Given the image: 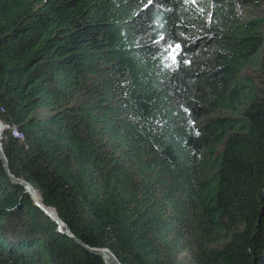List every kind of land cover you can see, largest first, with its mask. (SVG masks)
<instances>
[{"label": "trees", "instance_id": "1", "mask_svg": "<svg viewBox=\"0 0 264 264\" xmlns=\"http://www.w3.org/2000/svg\"><path fill=\"white\" fill-rule=\"evenodd\" d=\"M237 10L0 0L9 170L84 245L121 264H264V75H243L257 58L264 73V15ZM0 264L107 263L0 160Z\"/></svg>", "mask_w": 264, "mask_h": 264}, {"label": "water", "instance_id": "2", "mask_svg": "<svg viewBox=\"0 0 264 264\" xmlns=\"http://www.w3.org/2000/svg\"><path fill=\"white\" fill-rule=\"evenodd\" d=\"M0 123L3 126V132L1 135V139H0V160L3 162V166L7 172V174L10 177V180L12 181V183L15 186H19L22 187L25 190V193L28 194L35 207H37L40 211H42L50 220H52L57 226H58V231L61 233H64L65 235L75 239L80 245H82L85 249H87L90 253L97 255V256H101L105 262L107 264H121L118 259L116 258V256L109 250L107 249H96V248H91L89 246L84 245L80 240H78L77 238H75L73 236V234L71 233V231L69 230V228L67 227V225L60 219L57 211L47 205H45V203L43 202L42 196L40 194V198L41 201L40 203L37 202L36 198L32 195L31 190L32 188H34L30 183H28L27 181H25L24 179H20V178H16L14 177L8 167V161L7 158L5 156V153L3 151V145H2V137H3V133L5 132V130L7 129V127L0 121ZM35 189V188H34ZM52 210H54L56 213H52ZM107 253H109L110 255H112L114 262H111L107 259L106 255Z\"/></svg>", "mask_w": 264, "mask_h": 264}, {"label": "rangeland", "instance_id": "3", "mask_svg": "<svg viewBox=\"0 0 264 264\" xmlns=\"http://www.w3.org/2000/svg\"><path fill=\"white\" fill-rule=\"evenodd\" d=\"M234 1L238 4V10H237L238 18L249 19L264 15V0H245V1L234 0ZM259 58L261 60V56ZM259 68H260V62L259 59L257 58V60H255L252 64H250L248 67L244 69L243 75L247 77L251 76L255 79L254 81L257 80L259 81V79H263L262 76L264 75V73H262ZM244 82L248 83V81L245 80Z\"/></svg>", "mask_w": 264, "mask_h": 264}, {"label": "bare ground", "instance_id": "4", "mask_svg": "<svg viewBox=\"0 0 264 264\" xmlns=\"http://www.w3.org/2000/svg\"><path fill=\"white\" fill-rule=\"evenodd\" d=\"M2 132H3V127L0 123V139H1ZM35 192H36L35 189L32 188V190H31L32 195L36 198L37 202L40 203L39 195L37 192L36 193ZM52 213L55 214L56 212L54 210H52ZM106 257L109 261L114 262L112 255H110L109 253H107Z\"/></svg>", "mask_w": 264, "mask_h": 264}]
</instances>
